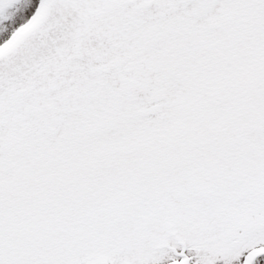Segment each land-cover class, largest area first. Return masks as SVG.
<instances>
[{
    "label": "snow or ice",
    "instance_id": "1",
    "mask_svg": "<svg viewBox=\"0 0 264 264\" xmlns=\"http://www.w3.org/2000/svg\"><path fill=\"white\" fill-rule=\"evenodd\" d=\"M0 264H264V0H0Z\"/></svg>",
    "mask_w": 264,
    "mask_h": 264
}]
</instances>
